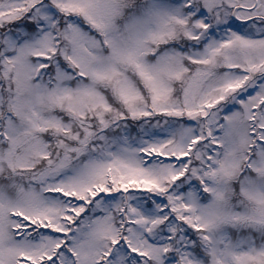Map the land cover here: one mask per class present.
I'll use <instances>...</instances> for the list:
<instances>
[{"label": "snow or ice", "instance_id": "1", "mask_svg": "<svg viewBox=\"0 0 264 264\" xmlns=\"http://www.w3.org/2000/svg\"><path fill=\"white\" fill-rule=\"evenodd\" d=\"M0 264H264V0H0Z\"/></svg>", "mask_w": 264, "mask_h": 264}]
</instances>
